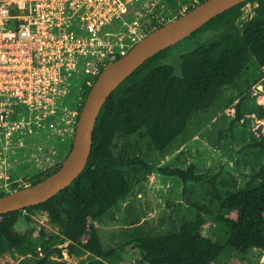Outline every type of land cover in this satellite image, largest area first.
Instances as JSON below:
<instances>
[{"label": "trees", "instance_id": "1", "mask_svg": "<svg viewBox=\"0 0 264 264\" xmlns=\"http://www.w3.org/2000/svg\"><path fill=\"white\" fill-rule=\"evenodd\" d=\"M249 1L258 4L252 18L241 21L243 2L188 36L219 29L215 39L181 56V76L176 75L173 65L165 63L171 46L145 61L117 87L98 116L84 171L48 201L23 209L29 224L35 223V213H46L59 232L36 235L37 228L32 225L21 233L15 227L22 210L0 214V257L8 250L28 255L36 252L40 244L44 252L62 256L63 249L52 250L50 246L69 241V254H89L81 264H112L113 252L104 246L96 223L128 199L137 167L151 168L142 156L116 153V141L144 137L154 149L163 151L187 132L195 114L211 109L225 88L237 84L253 58L264 67V0ZM168 3L178 5L177 0ZM161 170L184 183L206 182L208 202L192 203L197 210L195 218H182L166 233H147L140 216L134 217L132 233L126 230V234L131 237L132 249L140 253V263H258L264 249V167L245 185H240L234 175L218 179L198 174L194 165L186 170ZM52 173L50 170L43 174L38 182ZM5 195L1 193L0 197ZM210 224L214 225L213 237L205 231ZM254 249L256 254L251 257ZM39 263L52 264L47 257Z\"/></svg>", "mask_w": 264, "mask_h": 264}, {"label": "rangeland", "instance_id": "2", "mask_svg": "<svg viewBox=\"0 0 264 264\" xmlns=\"http://www.w3.org/2000/svg\"><path fill=\"white\" fill-rule=\"evenodd\" d=\"M177 4L172 7L167 3L159 8L163 11L164 20L153 21V27L146 30V35L155 29L154 26L168 23L200 2L190 4L189 1H182ZM257 6V3L247 1L242 7L244 14L241 21L252 18ZM186 7L188 9L184 11ZM218 33L219 29H211L200 32L195 37L183 39L168 50L165 63L173 65L176 75L181 76V56L194 50L199 44L215 39ZM262 118L264 67L259 66L253 58L235 86L225 88L211 109L193 116L187 132L176 144L158 151L144 137L118 139L114 149L116 153L121 152L131 157L142 156L151 168L147 170L145 166L139 165L136 181L128 199L96 223L104 246L113 252L112 264H145L139 262L140 253L132 249L131 237L128 238V233L126 234V230L132 233L131 224L134 217L140 216L145 232L166 233L173 230L175 224L179 225L182 218H195L197 210L192 203L208 202L206 182L184 183L181 178L164 173L162 168L186 170L194 165L198 174L207 177L217 176L222 179L234 175L240 185H245L253 178L264 167V126H259ZM69 148L64 146L54 149V162H42L37 167L23 164L24 158L19 163H14L12 161L15 160L11 159L7 168L2 170L4 176L0 173V194H9L22 188L18 185L25 182L27 176L31 177L27 182L33 185L43 174L50 170L54 173L69 154ZM26 214L27 211L22 210L21 218L15 227L17 231L26 233L35 226L38 231L36 235L44 233L49 236L59 232V227L50 222L48 214L35 213L34 224L26 221ZM213 228V224L205 226V231L212 237ZM68 245L69 241L50 246L52 250L55 247L63 249L62 256L44 252L41 244L36 252L28 255L8 250L0 257V264H40L39 261L45 257L52 264H81L88 259V253L69 254ZM255 254L256 249L251 251V257Z\"/></svg>", "mask_w": 264, "mask_h": 264}, {"label": "built area", "instance_id": "3", "mask_svg": "<svg viewBox=\"0 0 264 264\" xmlns=\"http://www.w3.org/2000/svg\"><path fill=\"white\" fill-rule=\"evenodd\" d=\"M168 1L0 0L2 175L11 159L37 167L54 162V149L72 147L90 89L164 20L159 8ZM25 179L18 186L31 185Z\"/></svg>", "mask_w": 264, "mask_h": 264}, {"label": "water", "instance_id": "4", "mask_svg": "<svg viewBox=\"0 0 264 264\" xmlns=\"http://www.w3.org/2000/svg\"><path fill=\"white\" fill-rule=\"evenodd\" d=\"M249 0H206L154 29L129 52L109 64L98 77L83 106L72 149L60 167L42 181L0 197V214L46 202L65 189L84 171L93 147L98 116L108 97L145 61L207 24L216 16ZM136 7H133L134 11Z\"/></svg>", "mask_w": 264, "mask_h": 264}, {"label": "clouds", "instance_id": "5", "mask_svg": "<svg viewBox=\"0 0 264 264\" xmlns=\"http://www.w3.org/2000/svg\"><path fill=\"white\" fill-rule=\"evenodd\" d=\"M179 17V16H178ZM156 29V28H155ZM32 185V184H31Z\"/></svg>", "mask_w": 264, "mask_h": 264}, {"label": "flooded vegetation", "instance_id": "6", "mask_svg": "<svg viewBox=\"0 0 264 264\" xmlns=\"http://www.w3.org/2000/svg\"><path fill=\"white\" fill-rule=\"evenodd\" d=\"M6 174V173H5ZM4 176V175H3Z\"/></svg>", "mask_w": 264, "mask_h": 264}]
</instances>
